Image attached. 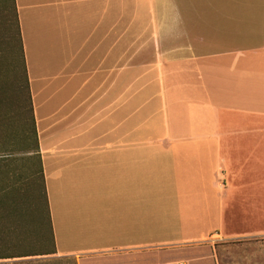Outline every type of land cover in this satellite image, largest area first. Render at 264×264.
Here are the masks:
<instances>
[{
  "label": "crops",
  "instance_id": "1",
  "mask_svg": "<svg viewBox=\"0 0 264 264\" xmlns=\"http://www.w3.org/2000/svg\"><path fill=\"white\" fill-rule=\"evenodd\" d=\"M14 6L54 255L219 264L264 239V0Z\"/></svg>",
  "mask_w": 264,
  "mask_h": 264
},
{
  "label": "rangeland",
  "instance_id": "2",
  "mask_svg": "<svg viewBox=\"0 0 264 264\" xmlns=\"http://www.w3.org/2000/svg\"><path fill=\"white\" fill-rule=\"evenodd\" d=\"M14 11L13 0H0V186L9 189L7 200L4 199L8 203V213L12 212V205L17 204L24 217L3 213L0 257L10 255L12 258L0 259V264H76L71 258H59L54 254L22 257L25 253L49 251L51 244L44 223L48 216L47 202L39 176L30 96L24 85L25 66ZM156 94L160 104L159 90ZM156 190L158 193L152 197L158 198V194L166 192L165 189ZM13 221L18 223L16 230L11 227ZM86 241L91 242L92 239ZM253 246H264V239L218 241L215 244L218 262L262 264L260 258L264 254H251L247 250Z\"/></svg>",
  "mask_w": 264,
  "mask_h": 264
},
{
  "label": "trees",
  "instance_id": "3",
  "mask_svg": "<svg viewBox=\"0 0 264 264\" xmlns=\"http://www.w3.org/2000/svg\"><path fill=\"white\" fill-rule=\"evenodd\" d=\"M13 2H14V0H13ZM14 9H15V6H14ZM15 16H16V12H15ZM16 27H17V34H18V37H19L20 53H21V57H23V50H22V44H21V39H20L19 25H18L17 17H16ZM23 64H24V61H23ZM24 85L27 88V76H26L25 67H24ZM31 120H32L33 137H34V140H35V143H36L35 150H36V154L38 156V143H37V139H36L35 126H34L33 119H31ZM39 163H40V161H39ZM39 176H40V180H41V186H42V183H43L42 189L44 191V198H46V193H45V188H44L43 171H42L41 164H40V168H39ZM8 190L9 189H6V188L0 186V222L2 221V215H3V213H4V215L5 214L6 215L9 214L10 216H13V217H16V216H18L19 218L24 217L21 214V210L19 211V207L17 206V204L12 205V207H11L12 212H9L8 213V211H7L8 210V203H7V201H5V200H7V199H5V197L7 195V191ZM46 202H47V198H46ZM1 209L3 210L2 212H1ZM47 215H48L47 216V219H45L44 223H46L47 233H48V237L50 239V244H51V249L49 251L44 252V253H41V252L40 253H35V254H26L25 253L24 255H22V257L39 256V255H53V254L56 253L55 252V248H54V243H53L52 228H51V221H50V217H49V213H48V207H47ZM42 224H43V222H42ZM17 226H18V223L16 221H13L12 224H11L12 229L13 230H16L17 229ZM7 258H12V257L10 255L5 256V257H0V259H7Z\"/></svg>",
  "mask_w": 264,
  "mask_h": 264
}]
</instances>
